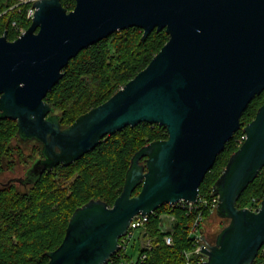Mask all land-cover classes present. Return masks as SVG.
<instances>
[{"label": "water", "instance_id": "water-1", "mask_svg": "<svg viewBox=\"0 0 264 264\" xmlns=\"http://www.w3.org/2000/svg\"><path fill=\"white\" fill-rule=\"evenodd\" d=\"M37 0L27 30L0 37V120L41 146L30 182L69 166L105 137L141 123L168 138L136 151L113 205L90 200L72 213L48 264H107L130 222L163 206L195 203L217 156L241 128L244 141L212 186L216 215L229 220L202 253L205 264H264V197L255 209L237 200L264 168V104L244 127L251 99L264 88V0ZM154 30L167 42L149 64L104 103L66 128L46 101L80 51L117 31ZM143 160V161H142ZM140 189L136 195L133 193Z\"/></svg>", "mask_w": 264, "mask_h": 264}, {"label": "trees", "instance_id": "trees-1", "mask_svg": "<svg viewBox=\"0 0 264 264\" xmlns=\"http://www.w3.org/2000/svg\"><path fill=\"white\" fill-rule=\"evenodd\" d=\"M17 4V0H0V37L7 32L9 41L17 38L12 22L24 31L31 23L27 19L31 4ZM61 4L68 12L75 6L74 0H61ZM142 34L138 28L117 31L80 51L63 69L62 79L46 97L54 113L60 111L55 114L59 116L62 128L108 100L144 69L168 40L164 31L154 30L144 41ZM255 113L256 107L250 104L240 118L242 127L254 118ZM240 136L242 143V128L217 156L199 187V196L206 199L214 196L212 186L230 155L238 149ZM167 138L165 127L155 124L126 127L105 137L97 147L69 166L56 167L36 179L30 177L32 180L28 183L16 179L15 183L25 191H19L11 182L0 187V264H48L47 254L61 244L74 210L90 200H101L111 207L121 193L132 155L144 145ZM13 139L23 142L17 136L16 122L0 120V173L13 169L17 157L21 161L24 159L21 149L11 145ZM36 147L34 153H38V157L31 158L25 173L41 157V146ZM25 173L20 180L26 178ZM263 197L264 168L239 197L236 207L255 209ZM200 212L205 221L210 214L208 207L192 211L180 206L157 209L148 217L144 232L152 249H141L136 261L125 254H115L109 264H198L199 256L192 253L186 258L185 253L194 251L193 239L188 234ZM162 215L174 217L171 233L161 231ZM167 234L172 237L171 246L164 243ZM141 255L146 258L141 260ZM262 261L260 251L253 264Z\"/></svg>", "mask_w": 264, "mask_h": 264}, {"label": "built area", "instance_id": "built-area-1", "mask_svg": "<svg viewBox=\"0 0 264 264\" xmlns=\"http://www.w3.org/2000/svg\"><path fill=\"white\" fill-rule=\"evenodd\" d=\"M18 4H31V7L28 9L27 11V19L30 21L33 17L34 14V9L32 8V4L37 1V0H17ZM12 28L14 29V31L16 33H18V35H22L25 31L22 27H20L16 22H12L11 24ZM245 138V137H244ZM244 141V140H243ZM217 202H218V197L217 196H212L209 199H206L204 197L198 196L196 198V202L195 203H187V202H178L175 205H170L168 207H182V208H187L188 211H192L195 209H198L199 207H208L209 212L216 210V206H217ZM150 216V215H149ZM149 216H136L135 218L132 219V221L130 222V225L125 233V236L123 238L120 239L119 244H120V249L119 251L116 253L117 256H120V254H126V245L128 243V241L132 238L133 235V231L137 230V229H142V233H141V249H147V250H151L152 249V245L149 239H145L144 235H145V225L148 222V217ZM166 217L169 220H166L165 223H163V218ZM161 223H160V229L162 232L165 233H171L173 231V224H174V217L170 216V215H162L160 217ZM204 222V217L202 216V213L200 212L193 224L190 226L189 229V238L193 239V245H194V251L189 252V253H185V257L189 258V256L193 253L197 256H199V261L198 264H205L206 262V256L202 253L203 249H207L210 244L207 240H205V237L202 234V229L201 226L203 225ZM163 226L165 228H163ZM164 243L167 246H171L172 245V237L170 234H167L164 236ZM146 258L145 255H141L140 259L144 260ZM133 263V262H132ZM109 264V262L107 263Z\"/></svg>", "mask_w": 264, "mask_h": 264}, {"label": "rangeland", "instance_id": "rangeland-1", "mask_svg": "<svg viewBox=\"0 0 264 264\" xmlns=\"http://www.w3.org/2000/svg\"><path fill=\"white\" fill-rule=\"evenodd\" d=\"M16 34H17V37L20 36L18 35V33ZM55 113L60 114V111L56 110ZM241 140H242V137L240 138V140L237 141L238 147L241 144ZM11 145H13V147L18 146L21 149L24 155V159L21 161L17 157L16 164L13 169L5 170L4 172L0 173V187H3L7 183L11 182L13 183L14 186L19 188V191H25V188L20 187L17 183H15V181L16 179L23 177L26 167L29 165L30 161L32 160L31 158L38 157V153L36 154L34 153L36 151L34 148H37L36 146L38 144L34 142L23 143V142H18L17 140L13 139L11 142ZM256 205L258 206L259 203H256ZM209 213L210 214L208 215V217H206V220L203 222L201 229H202V234L205 237V239L208 240V242L213 245L215 241V237L220 232V230L228 224L229 220L219 218L216 215L215 210ZM166 220H169V219L164 217L163 223H165ZM163 228L165 227L163 226ZM141 233H142V229L134 230L132 238L128 241L126 245L125 255L130 257L133 261L137 260L139 251L141 250Z\"/></svg>", "mask_w": 264, "mask_h": 264}, {"label": "flooded vegetation", "instance_id": "flooded-vegetation-1", "mask_svg": "<svg viewBox=\"0 0 264 264\" xmlns=\"http://www.w3.org/2000/svg\"><path fill=\"white\" fill-rule=\"evenodd\" d=\"M250 104H254V106L256 107V112L257 110L264 104V88L260 91L259 94L255 95L250 103L248 104V106ZM247 106V107H248ZM256 114V113H255ZM216 238V237H215ZM206 240V239H205ZM208 241V240H207Z\"/></svg>", "mask_w": 264, "mask_h": 264}, {"label": "bare ground", "instance_id": "bare-ground-1", "mask_svg": "<svg viewBox=\"0 0 264 264\" xmlns=\"http://www.w3.org/2000/svg\"><path fill=\"white\" fill-rule=\"evenodd\" d=\"M198 193H199V190H198Z\"/></svg>", "mask_w": 264, "mask_h": 264}]
</instances>
